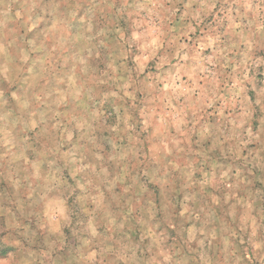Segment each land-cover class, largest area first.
<instances>
[{
    "label": "clouds",
    "instance_id": "1",
    "mask_svg": "<svg viewBox=\"0 0 264 264\" xmlns=\"http://www.w3.org/2000/svg\"><path fill=\"white\" fill-rule=\"evenodd\" d=\"M0 264H264V0H0Z\"/></svg>",
    "mask_w": 264,
    "mask_h": 264
}]
</instances>
